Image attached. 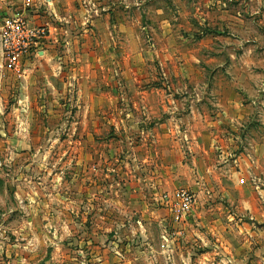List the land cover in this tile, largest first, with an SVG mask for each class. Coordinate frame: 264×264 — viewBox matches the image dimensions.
I'll return each mask as SVG.
<instances>
[{
	"label": "crops",
	"instance_id": "crops-1",
	"mask_svg": "<svg viewBox=\"0 0 264 264\" xmlns=\"http://www.w3.org/2000/svg\"><path fill=\"white\" fill-rule=\"evenodd\" d=\"M0 1L1 4L4 0ZM49 1V5L37 2L27 11L31 21L47 23L50 33L40 46L42 50L38 51L42 56L26 62L29 73L21 80L20 89L25 95L35 90L39 97L46 92L64 95L71 92L70 85L75 78L77 89L73 98L80 102L83 130L86 131L88 125L98 129L102 118L109 120L117 131L134 133L129 142L133 149L131 167H141L144 162L149 163V170L144 175L131 173L126 180L130 186L125 192L131 198L127 201L129 206H135L133 200L137 198L154 204L152 199L161 194L163 185L173 183L190 187L195 195L192 213L197 218L217 207L220 204L217 198L235 202L239 211L246 210L247 202L264 210V124L256 125L255 137H252V126L246 125L248 107L243 105L242 83L247 74L233 78L231 74L214 73L218 68L232 65L248 66L246 58L242 64L241 55L238 60L234 58L236 49L244 47L241 29L232 28V15L228 10H223L216 18L213 8L217 0H202L207 7L204 14L197 12L198 7L188 5L199 0ZM84 2L94 4L91 12L83 7ZM136 9L143 23L136 16ZM76 12L81 16L79 37L88 39L92 34L96 45L111 52L112 58H81L76 62L64 57L56 59L57 41L69 32ZM134 25L150 31L158 39L143 46L135 34L121 44V32L134 30ZM204 38L208 43H202ZM80 45L82 52L91 49L87 41H81ZM199 53L203 54L202 58ZM47 54L48 57L43 58ZM145 66L157 68L159 77L147 76L146 69H142ZM120 68L130 70L124 71L122 76L123 95L129 98V107L121 109L116 105L104 109L105 99H120V82L114 76ZM107 69L110 73H105ZM220 76L238 85L234 95H224L221 91ZM150 80L156 82L154 86ZM208 82L218 84L216 96L212 89L205 90ZM142 85L146 89H141ZM150 97L156 101L155 106H151ZM93 118L95 122H89L88 119ZM114 191L119 195L117 189ZM42 207L37 202L21 203L16 222L5 221L3 227L10 229L14 238L8 240L0 232V264H87L85 219L74 222L66 219L70 216L67 209L72 210L70 205H64L63 210L62 206L57 208L50 203ZM117 208L119 210V206ZM40 210L47 212L46 223L41 224L38 219ZM51 211L62 212L64 219L58 222L50 215ZM263 212H260L261 217H264ZM207 220L208 217L200 222ZM60 238L67 244L78 242L79 248L60 250L61 245L56 244ZM44 246L53 249L47 251Z\"/></svg>",
	"mask_w": 264,
	"mask_h": 264
},
{
	"label": "rangeland",
	"instance_id": "rangeland-1",
	"mask_svg": "<svg viewBox=\"0 0 264 264\" xmlns=\"http://www.w3.org/2000/svg\"><path fill=\"white\" fill-rule=\"evenodd\" d=\"M21 1L4 0L0 4V24L5 13L10 8L19 7ZM217 1L213 8L216 18L223 10H228L232 15V28L241 29L245 49H236L234 58L238 60L241 55L242 64L246 58L248 66L232 65L218 68L217 72L209 71L215 75L222 72L231 74L233 78L247 74L246 81L242 83L245 92L243 105L248 107L246 125L252 126L250 131L255 137L256 125L264 124V0ZM203 3L199 0L188 5L198 7L197 12L204 14L207 7ZM75 5L79 9V4ZM135 12L141 19L140 23H143L139 9ZM80 19L76 12L69 32L66 31V36L58 39L56 59L64 57L67 61L76 62L81 58H112L111 52L96 45L92 34L87 36L88 39L79 37ZM197 25L204 27L198 22ZM135 34L136 40L143 46L158 39L150 31L134 25V30L121 32V44L129 41L131 35L135 37ZM81 41H87L91 49L82 52ZM202 43H208L207 39L204 38ZM199 56L202 58L203 54L199 53ZM46 57L48 54L43 58ZM225 59L228 60L227 57ZM142 69H146L149 77H159L157 68L145 66ZM127 70L120 68L114 74L120 82V99H105L104 109L116 105L121 109L129 107V98L123 95L122 90V76ZM106 72L110 73L108 69ZM220 77L218 81L224 95H234L238 90L237 84ZM21 80L24 78H18L8 69L0 71V232L8 240L13 239L14 235L3 226L7 220L16 222L21 203L37 202L41 208L50 203L57 208L62 206V210L64 205L72 206L71 211L67 209L70 216L66 219L73 222L85 219L83 229L88 235L84 247L88 252L87 264H264V217L260 216L263 208H256L257 205L247 202L246 210L239 211V207L234 206L238 205L235 202L217 198L220 204L211 212L197 218L191 211L177 219L174 210L165 207L160 196L164 192L171 194L181 186L190 187L173 183L166 187L163 185L164 188L161 186V194L152 199L154 204H147L145 198H137L133 200L135 206H129L127 201L131 198L125 192L130 186L126 180L133 173L139 175L141 172L144 175L149 170V163L144 162L142 169L140 165L131 167L133 149L129 142L134 133L117 131L109 120L102 118L98 122V129L88 125L87 130H83L80 102L73 98L77 89L75 78L70 85V93L46 92L40 97L34 89L25 95L20 89ZM150 82L152 86L156 83ZM173 85H176L175 81ZM141 89L146 88L142 85ZM210 89L215 96L218 94L217 83L208 82L205 90L210 92ZM149 102L151 106L156 105L152 97ZM88 120L95 122V118ZM183 176L184 180L186 175L183 173ZM115 189L119 195L115 194ZM103 193L107 195L103 196ZM112 199L117 202H112ZM131 206L133 209H130ZM38 213L41 224L46 223L48 220L44 215L47 212L40 210ZM60 213L51 211L50 215L60 222L64 219V214ZM207 217V221L200 222ZM72 228L71 231L74 230ZM56 244L61 245L60 250L79 248L78 242L67 244L64 238L57 240ZM44 248L47 251L53 249Z\"/></svg>",
	"mask_w": 264,
	"mask_h": 264
},
{
	"label": "built area",
	"instance_id": "built-area-1",
	"mask_svg": "<svg viewBox=\"0 0 264 264\" xmlns=\"http://www.w3.org/2000/svg\"><path fill=\"white\" fill-rule=\"evenodd\" d=\"M49 5V0H22L19 7L10 8L2 17L0 24V71L5 68L18 78H25L28 67L26 62L39 56L40 46L47 40L50 29L47 23H36L29 19L27 11L35 3ZM89 12L94 4L83 3ZM55 18L58 16L52 12ZM88 21V20H87ZM86 21V22H87ZM160 200L176 218L188 215L195 204L194 193L185 187H179L173 193H163Z\"/></svg>",
	"mask_w": 264,
	"mask_h": 264
}]
</instances>
